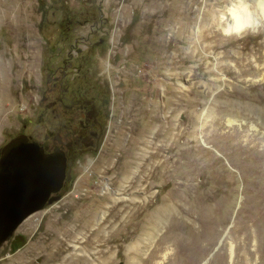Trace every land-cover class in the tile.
Here are the masks:
<instances>
[{"label":"rangeland","instance_id":"374dc122","mask_svg":"<svg viewBox=\"0 0 264 264\" xmlns=\"http://www.w3.org/2000/svg\"><path fill=\"white\" fill-rule=\"evenodd\" d=\"M223 3L0 0V149L44 132L47 70L76 42L113 113L101 150L0 264H264V129L226 124L264 113V16L225 34Z\"/></svg>","mask_w":264,"mask_h":264},{"label":"flooded vegetation","instance_id":"af4514ba","mask_svg":"<svg viewBox=\"0 0 264 264\" xmlns=\"http://www.w3.org/2000/svg\"><path fill=\"white\" fill-rule=\"evenodd\" d=\"M75 24L73 20L68 22V29ZM76 46L78 42L70 44L66 60L55 62L53 68L47 70L46 88L41 94L36 117L37 126L43 127L44 132L35 138L28 136L46 155L58 153L66 161L63 188L51 197L61 198L79 160L101 150L108 123L113 118L109 89L95 79L89 67L91 62ZM49 206L46 203L45 209ZM14 239L15 234L11 239L13 246L18 242Z\"/></svg>","mask_w":264,"mask_h":264},{"label":"water","instance_id":"95a60500","mask_svg":"<svg viewBox=\"0 0 264 264\" xmlns=\"http://www.w3.org/2000/svg\"><path fill=\"white\" fill-rule=\"evenodd\" d=\"M30 140L19 135L0 149V251L26 219L60 200L51 196L66 179L62 155H46Z\"/></svg>","mask_w":264,"mask_h":264},{"label":"clouds","instance_id":"9594fccd","mask_svg":"<svg viewBox=\"0 0 264 264\" xmlns=\"http://www.w3.org/2000/svg\"><path fill=\"white\" fill-rule=\"evenodd\" d=\"M217 11L218 23L240 34L251 26L254 15L264 14V0H224Z\"/></svg>","mask_w":264,"mask_h":264},{"label":"bare ground","instance_id":"6f19581e","mask_svg":"<svg viewBox=\"0 0 264 264\" xmlns=\"http://www.w3.org/2000/svg\"><path fill=\"white\" fill-rule=\"evenodd\" d=\"M264 16V14H262ZM219 28L225 33V34H231V33H235L233 32V30L231 29L230 26H226V25H221V24H218ZM258 27V20H257V16L254 15L253 17V20H252V24L250 27L246 28L245 31L243 32H246L247 29H252L253 31H255ZM243 32H241L240 34H236L235 33V36H240ZM221 80V79H220ZM222 81V80H221ZM263 81V80H262ZM248 111H250V113L252 115H254L256 118L254 119L253 117H250V119L248 120H241V121H238V120H235V118L233 117H230L226 120V124H227V127L228 128H235V126L241 128L243 126L249 128V131L253 134V133H257L258 132V128H262L264 129V113L258 111L256 108H253V107H248L247 108ZM246 132V131H245ZM259 133V132H258ZM248 134V133H247ZM251 134V135H252ZM177 135V134H176ZM256 135V134H255ZM264 135V134H263ZM247 136V135H246ZM250 136V135H249ZM179 137V136H178ZM183 138V137H182ZM249 138V137H248ZM247 138V139H248ZM256 138V137H255ZM261 138V137H260ZM259 139V138H258ZM168 140V139H167ZM250 139L247 140V142H249ZM262 141V139H261ZM260 141V142H261ZM246 142V141H245ZM247 142L245 144H247ZM188 143V142H187ZM263 144V142H262ZM258 145V144H257ZM173 146V145H172ZM263 147V146H262ZM240 148V147H239ZM243 148V147H242ZM241 148V149H242ZM161 149V148H160ZM163 149V148H162ZM166 149V148H165ZM251 149V148H250ZM256 150V149H255ZM160 151V150H159ZM240 151V150H239ZM244 151V150H243ZM241 152V151H240ZM247 152V151H246ZM158 153V152H157ZM181 153V152H180ZM262 153V152H260ZM159 156V155H158ZM170 158V157H168ZM167 158V159H168ZM260 160V159H259ZM261 162V161H260ZM166 163V162H165ZM167 167V166H166ZM168 169V168H167ZM172 174V173H171ZM173 175V174H172ZM151 185V184H150ZM171 208L169 206H164L162 208H159L156 212H154L148 219V223L149 225H155V226H159L163 220H166L168 219L169 217H171ZM104 216L105 214L102 215V217H100V220H104ZM162 225V224H161ZM109 239H107L108 241ZM110 241V240H109ZM62 245V244H61Z\"/></svg>","mask_w":264,"mask_h":264}]
</instances>
